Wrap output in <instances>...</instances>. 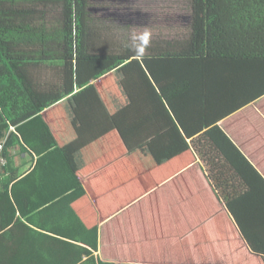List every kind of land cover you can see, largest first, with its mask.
<instances>
[{
	"label": "crops",
	"instance_id": "1",
	"mask_svg": "<svg viewBox=\"0 0 264 264\" xmlns=\"http://www.w3.org/2000/svg\"><path fill=\"white\" fill-rule=\"evenodd\" d=\"M106 66L31 65L34 86L59 92L42 116L79 187L24 220L30 232L15 256L24 254L32 264H80L90 256L97 264H264L231 214L249 206L250 195L229 209L192 147L206 133L203 122L216 123L264 179V95L227 114L240 92L217 86L212 110L203 111L201 86H195L170 106L141 63L138 74L126 75L130 93L113 90L121 74ZM13 160L17 167L30 157ZM31 183L38 194L72 186L74 177L63 171L42 187ZM256 215L255 223L248 216L242 222L264 248V222Z\"/></svg>",
	"mask_w": 264,
	"mask_h": 264
},
{
	"label": "trees",
	"instance_id": "2",
	"mask_svg": "<svg viewBox=\"0 0 264 264\" xmlns=\"http://www.w3.org/2000/svg\"><path fill=\"white\" fill-rule=\"evenodd\" d=\"M91 1L0 0V142H4L0 158L5 160V164L0 160V264H32L24 254L15 256L30 232L24 220L79 187L52 127L42 116L56 104L59 92L34 86L31 65L95 62L107 63L109 70L133 61L132 74H138L141 63L167 105L201 86L203 111L212 110L210 99L217 86L240 92L230 100L227 114L264 95V0H183L182 15L189 21L180 28L185 34L161 35L148 40L147 46L131 39L113 44L108 37L112 28L107 26L111 21L95 18ZM107 7L100 6V14L110 13L111 6ZM140 47L142 55L137 52ZM215 125L203 122L206 133L192 142L193 150L203 160L213 190L229 209L233 201L250 195L249 206L232 209L231 214L251 251L264 257V248L252 241L248 223L242 222L248 216L255 223L256 214L264 222V179ZM15 155H28L30 161L16 167ZM63 171L73 174L72 186L45 193L40 188L38 194L32 189V180L42 187ZM80 264H97V260L90 256Z\"/></svg>",
	"mask_w": 264,
	"mask_h": 264
},
{
	"label": "rangeland",
	"instance_id": "3",
	"mask_svg": "<svg viewBox=\"0 0 264 264\" xmlns=\"http://www.w3.org/2000/svg\"><path fill=\"white\" fill-rule=\"evenodd\" d=\"M91 2V13L95 18L100 17V20L106 21L107 19L111 21L107 23V26L112 28L108 37L112 38L113 44H118L119 41L123 39H131L133 42L137 43L143 42L140 37L143 36L145 32L148 33V40H153L161 35H164L166 38H173L176 37V35L183 34L184 32L180 28L186 27L189 22L188 18L182 15V10L186 7L183 0H99L100 3H105L101 5L98 0H92ZM106 4L111 6V9H108L110 13L100 14V6L109 8ZM96 11H99V13L96 14ZM146 22L150 24L146 26ZM111 23L112 26L108 25ZM133 64L135 65V62L132 61L130 64H126L121 68L111 71L112 74H121L118 76V85H120L121 88H118V85L115 84L116 87H113L115 92L120 91L122 87L125 89V92L128 90L130 93L132 91V89H128L129 84H127L126 75L132 76ZM35 74L44 75V73ZM36 82L39 83V80H36ZM41 85H44V81L41 82ZM36 86H38V84ZM46 86L48 85L46 84ZM255 111L254 109V112ZM199 159L203 164V160L201 158ZM205 173L208 178L209 172L206 167Z\"/></svg>",
	"mask_w": 264,
	"mask_h": 264
},
{
	"label": "clouds",
	"instance_id": "4",
	"mask_svg": "<svg viewBox=\"0 0 264 264\" xmlns=\"http://www.w3.org/2000/svg\"><path fill=\"white\" fill-rule=\"evenodd\" d=\"M140 39L143 41L144 46H147V43H148V33L145 32V33L143 34V36L140 37ZM143 51H144V48H143V47H140V48L137 49V52H138V54H140V55L143 54Z\"/></svg>",
	"mask_w": 264,
	"mask_h": 264
},
{
	"label": "built area",
	"instance_id": "5",
	"mask_svg": "<svg viewBox=\"0 0 264 264\" xmlns=\"http://www.w3.org/2000/svg\"><path fill=\"white\" fill-rule=\"evenodd\" d=\"M2 150H3V144H0V153H1ZM0 160H1L2 164H5V160L4 159L0 158Z\"/></svg>",
	"mask_w": 264,
	"mask_h": 264
}]
</instances>
